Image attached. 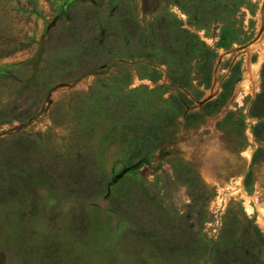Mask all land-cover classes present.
<instances>
[{
    "label": "rangeland",
    "instance_id": "374dc122",
    "mask_svg": "<svg viewBox=\"0 0 264 264\" xmlns=\"http://www.w3.org/2000/svg\"><path fill=\"white\" fill-rule=\"evenodd\" d=\"M162 18L210 69L172 26L153 33ZM263 37L264 0H0V264H217L245 215L264 234ZM189 173L210 194L193 209ZM180 218L195 240L176 251Z\"/></svg>",
    "mask_w": 264,
    "mask_h": 264
},
{
    "label": "trees",
    "instance_id": "16d2710c",
    "mask_svg": "<svg viewBox=\"0 0 264 264\" xmlns=\"http://www.w3.org/2000/svg\"><path fill=\"white\" fill-rule=\"evenodd\" d=\"M205 9L206 8L204 7V10ZM202 12L204 11L202 10ZM203 15L204 13H200V15H198V19L200 21L203 20ZM90 19L87 17L86 19L82 20L83 23H80V29H82L84 26H87V21L92 23L93 29L98 28V34L92 38V43L94 45L93 50L95 53H97V55L102 54V52L108 50L110 45L108 42L109 32L107 35L108 28H105L98 18L95 17L92 21H90ZM127 23L131 24L129 20ZM167 26H172L177 31H179L181 34L176 32L174 35L181 41L183 40V45H181V47L184 46V48L187 50L194 49L198 51L202 58L206 60L204 62L206 68L210 69L212 64L213 50L207 46L198 37V35L193 34L187 29L176 28L175 25L171 24V22L167 21L165 18L160 19V22L153 30V33H155L156 30L165 32L167 30ZM130 28L132 29L133 27L130 26ZM99 30L102 32V35L99 34ZM237 68L234 67L232 69L231 76L226 81L220 97L216 101L210 102L208 106H211L215 103H221L223 100L228 98L227 92L230 90V87H232L233 84L240 79ZM171 80L180 86L186 87L188 74L184 70L178 71L176 75H171ZM183 100L184 101H181L180 103L182 106L186 105L189 99L184 97ZM250 113L254 118L260 120L264 118V67L262 70L261 92L258 93L256 98L253 100ZM262 129H264V122H259L254 128V134L256 137L259 138L261 136L260 134ZM75 167L76 168L72 169V172L76 175V182L72 185L76 191L87 192L86 190H89V185L82 182L83 179L90 177V175L86 173V166L84 165L83 161H80L75 165ZM188 176L192 197L190 208L193 209L198 204H204L207 202L210 198V194L208 193L206 186L200 183V181L196 179L191 173H189ZM201 214H203L202 208ZM180 219L181 220H179V222L173 228L172 237L169 238L170 240H166L167 243L176 251H182L184 249L190 248L195 240L193 228L187 226V224L185 225L183 218ZM243 221L244 222L240 223L241 234L236 239V241L233 242V244L226 242L223 238L213 244L216 252L217 264H264V234L254 219H251L245 215V219Z\"/></svg>",
    "mask_w": 264,
    "mask_h": 264
},
{
    "label": "bare ground",
    "instance_id": "6f19581e",
    "mask_svg": "<svg viewBox=\"0 0 264 264\" xmlns=\"http://www.w3.org/2000/svg\"><path fill=\"white\" fill-rule=\"evenodd\" d=\"M262 33H263V32H262ZM262 33H261V34H262ZM259 34H260V33H259ZM262 35H263V34H262ZM262 35H261V36H262ZM262 41H263V43H264V37H263ZM254 72H257V69H256V68H254ZM259 212H260L261 218L264 219V209H261V208H260V209H259ZM259 212H258V213H259Z\"/></svg>",
    "mask_w": 264,
    "mask_h": 264
}]
</instances>
